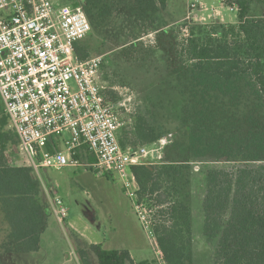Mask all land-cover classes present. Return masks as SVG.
Listing matches in <instances>:
<instances>
[{
  "label": "trees",
  "instance_id": "16d2710c",
  "mask_svg": "<svg viewBox=\"0 0 264 264\" xmlns=\"http://www.w3.org/2000/svg\"><path fill=\"white\" fill-rule=\"evenodd\" d=\"M135 2L152 14L167 8V0ZM253 2L264 4L229 0L237 7L236 25L186 24L188 33L181 41L176 38L174 56L168 58L172 76L184 85L181 136L165 147L159 162L131 166L138 201L148 207L166 264H193L187 197L191 155L229 164L206 175L203 229L214 245L212 264H264V17L250 16ZM83 40L75 49L86 59L90 54ZM112 99L117 101L118 94ZM8 124L0 98V221L9 226L15 252H35L51 210L43 201L38 173L16 163L11 151L19 139ZM162 135L160 127L141 116L131 136L120 142L124 147L147 145ZM47 149L56 145L48 143ZM85 158L95 160L92 154ZM91 252L99 264H136L129 250L105 249L101 243L79 251L82 264H93Z\"/></svg>",
  "mask_w": 264,
  "mask_h": 264
},
{
  "label": "rangeland",
  "instance_id": "374dc122",
  "mask_svg": "<svg viewBox=\"0 0 264 264\" xmlns=\"http://www.w3.org/2000/svg\"><path fill=\"white\" fill-rule=\"evenodd\" d=\"M60 2L81 7L92 23L91 32L81 44L88 48L89 57L102 60L101 79L107 99L119 106V140L131 136L134 124L141 116L146 117L162 129L163 135L155 141L160 147L158 156H149L144 162H159L165 147L181 136L185 118L184 85L169 70L168 58L174 56L176 38L181 41L186 36V24L236 25L237 10L230 9L229 0H167V8L156 14L139 9L135 0ZM250 16L264 17V4L253 2ZM113 93L118 94L117 101L112 99ZM63 137L68 138L69 133ZM11 152L16 163L31 164L18 146ZM81 154L85 155L81 163H86L85 157L91 153L83 149ZM189 160L187 197L192 212L193 264H212L214 245L203 229L206 175L213 168L229 164L210 156L191 155ZM38 175L43 201L51 210L40 248L35 252H15L8 237L9 226L1 219L0 264H80L79 251L98 240L105 249L129 250L136 264H166L148 207L139 203L134 187L128 188L116 176L84 165L42 168ZM55 196L61 197L68 208L64 218L55 214ZM89 254L93 264H99L94 253Z\"/></svg>",
  "mask_w": 264,
  "mask_h": 264
},
{
  "label": "built area",
  "instance_id": "2783aa9c",
  "mask_svg": "<svg viewBox=\"0 0 264 264\" xmlns=\"http://www.w3.org/2000/svg\"><path fill=\"white\" fill-rule=\"evenodd\" d=\"M60 1L0 0V98L9 127L38 174L84 165L116 176L136 193L131 166L157 157L160 147L122 146L119 106L107 99L102 60L81 59L75 49L91 23L81 7ZM51 142L53 151L47 149ZM83 149L95 160L81 163L75 155ZM54 206L60 218L68 215L61 197L55 196Z\"/></svg>",
  "mask_w": 264,
  "mask_h": 264
},
{
  "label": "crops",
  "instance_id": "0c3cea01",
  "mask_svg": "<svg viewBox=\"0 0 264 264\" xmlns=\"http://www.w3.org/2000/svg\"><path fill=\"white\" fill-rule=\"evenodd\" d=\"M96 243H101L99 240ZM94 244V243H93ZM133 259L135 260V256L131 253ZM79 262V261H78ZM80 263V262H79ZM81 264V263H80Z\"/></svg>",
  "mask_w": 264,
  "mask_h": 264
}]
</instances>
